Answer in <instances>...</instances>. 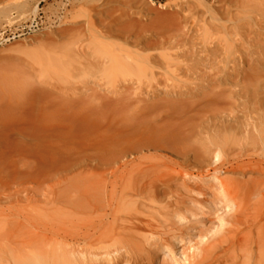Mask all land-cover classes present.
Listing matches in <instances>:
<instances>
[{
  "label": "rangeland",
  "instance_id": "374dc122",
  "mask_svg": "<svg viewBox=\"0 0 264 264\" xmlns=\"http://www.w3.org/2000/svg\"><path fill=\"white\" fill-rule=\"evenodd\" d=\"M263 5L264 0H0V108L10 106L26 110L35 109L37 112H43L45 116H53L60 107L62 111L69 109L79 98L82 101L81 105L82 103L83 107L86 105L85 112L89 108L99 111L104 109L105 103L110 101V98L112 102L116 101L113 104L127 105L125 111L129 117L143 115L145 120L140 125L139 133L132 140L145 136L150 139L152 146L148 147L144 145L145 143H141L140 149L131 154L128 152L127 156L124 155V146L128 141L124 140L111 144V148L108 147L111 152L104 150L106 152L104 156L107 158L120 154L114 159L115 161L102 164L95 161L90 156L102 151L104 145L108 146L114 134L124 135L129 132L127 129L125 131L124 127L117 130L110 128L109 122H106L104 117L100 118L96 124H89L90 127L83 131L84 136L91 135L88 140L90 144L74 145L75 152L77 151V154L74 152L76 154L74 158L80 157L81 154V164L78 170L63 178L67 180L66 186L79 189L93 183L103 189L106 185L103 180L106 178L107 181L109 180L107 184L110 186L109 191H113L114 188V194H119L110 197L111 208L108 206L100 210L95 214V218L93 217L95 220L102 218L109 225L114 220L113 214H110L114 209L111 213H115L117 219L113 222L119 230L130 231L134 225L149 221L157 228L155 229L157 234L164 235L166 232L176 230L180 224L183 225V222L186 224L190 217L185 218L188 219L187 221L175 215L169 214V217L162 208L165 203H152L145 194L140 193V189L145 186L148 177L165 172H180L185 181L182 182L185 186L188 185L186 186L188 188H184V184L180 182L183 184L180 186H183L182 188L187 192L186 190L183 192L179 186V199L195 213L191 216L192 222L187 225L191 227L197 223L196 226L194 224L196 230H207L219 224L217 220H220L218 215L221 214V211H216L211 203L218 193L213 179L215 176L213 178L212 176H222L231 181L236 179L246 181L248 177L233 172L228 175L226 170L250 164L249 156L230 155L223 148L222 153L221 150H217L212 153L213 156L210 155L212 157L204 168L190 165L189 160L193 148L198 144L202 146L204 140L207 143L210 135L216 132L223 135L232 134L237 139L244 138V134L246 136L245 129L248 126L245 124L251 119L252 114L255 115L254 110L260 106L259 98H264V78H262L264 62L255 60L257 54L245 52V49L249 51H253L250 48L255 49L248 40V35L240 39L241 36L236 34L232 36L231 33L244 26L246 30L250 27L253 30L257 29L256 31L263 33L257 35L263 36L264 28L259 24L263 19L260 15L261 10H264ZM252 15H254L253 19H251ZM182 32H185L183 36L186 40V42L182 41V46L180 45L182 48L170 47L178 37L183 38L178 36ZM237 39H240V43L244 45H241ZM216 42H219V45ZM220 43L223 46L216 47L221 46ZM231 46L234 47L233 50L230 49ZM180 49L188 52L189 55L185 56L188 60L184 57L180 60L171 59L174 64L186 67L184 68L186 70L187 66L191 68L186 74L184 69L177 70V66L170 65L171 67L166 68L169 53H176ZM105 52L114 56L112 59H107L109 65L104 61ZM246 54L252 55L251 59L246 57ZM156 58L159 61L154 60ZM128 61H134L135 64L133 67L129 66L127 70L122 69L123 64L126 66L125 63ZM133 68L137 69L134 73ZM192 87L196 89L193 90ZM177 89H182L183 92L179 93ZM187 92L190 95H187ZM90 101L95 103L94 108L89 106ZM84 102H88V108ZM160 105L162 107H159ZM123 114L127 117L125 112ZM236 116L239 119L232 121L231 119ZM226 120L233 122L229 131H232L231 133L222 132L227 124ZM54 133L56 132L51 136L52 142L56 139ZM169 137L171 139L174 137L178 142L169 143L167 141ZM188 141L190 144L186 143ZM191 143L196 145L192 144V146ZM257 157H254L255 161L259 159ZM118 173L119 176H116ZM93 175L95 178L92 177ZM117 177L123 179L122 182ZM57 181L53 179L40 189L47 191L55 186ZM20 187L22 186H5L12 191ZM189 189L193 191L190 192ZM200 192L205 195L199 194ZM262 194L263 191L258 187L250 193V200L256 209L254 208L255 211L251 209L247 218L255 222L254 235L264 238L262 227L264 201L257 202ZM1 196L4 194L2 193ZM204 198L208 201H203ZM197 203H200V206ZM49 206L43 202L25 199L22 201L4 199L0 203V264H43L38 263L42 258L44 264H56V262L74 264L77 259L81 261L82 258L76 256H81L79 248L83 245L76 246L79 244L69 242L71 246L68 244L66 246L64 244L66 242L61 243L62 238L57 232L64 222H72L78 227L85 228L89 224L88 218L73 215L71 210L59 206L57 208ZM18 207H25L36 213L37 218H40L37 221L39 226L34 224L35 221L31 224L36 228L38 226L40 231L26 221ZM41 207H45L50 216L46 217L44 213L35 210ZM109 214L112 215L111 218ZM162 218L164 220L168 218V223ZM40 222L43 227L45 226L44 228L50 227L46 228L50 232H46L44 228L43 231ZM165 223L167 225L163 226ZM55 224L58 226L56 227ZM168 225L172 226V229ZM58 233L62 234L60 230ZM27 245H31L30 249ZM64 247L68 251L65 252ZM71 247L75 250H70ZM75 247H78V250ZM64 252L66 254L68 252L71 256L70 259L66 257L69 260L62 259Z\"/></svg>",
  "mask_w": 264,
  "mask_h": 264
},
{
  "label": "bare ground",
  "instance_id": "6f19581e",
  "mask_svg": "<svg viewBox=\"0 0 264 264\" xmlns=\"http://www.w3.org/2000/svg\"><path fill=\"white\" fill-rule=\"evenodd\" d=\"M244 15H247V14H244ZM260 15L262 16L263 19H261L260 21L259 20L257 21H259L260 27L264 28L263 26L264 10L263 9L261 10ZM253 16L254 15H252L251 19H253ZM245 25L247 26V24ZM256 30L255 29L253 30L251 27L246 30L244 26H240L239 29L235 30V33H231V34L232 36L233 34H236V36H241L240 39L245 37V35H248L249 37L248 40L250 41L253 47L255 46V49L250 48V50H253V51H249L245 49V52H248V53L251 52L252 55L254 53H255L254 55L257 54L258 57L256 56L255 60H257V62L258 61L264 62V39H263L264 35L260 36L263 38H260L257 35L259 32ZM181 34H179L178 36L181 37L185 35V32H182ZM252 34H255L256 36L252 37L251 36ZM259 34L262 35L263 33L262 34L259 33ZM231 39H233V37ZM240 39H237L239 43H240ZM183 40H184V36L183 38L178 37L175 40V43L174 41L172 42L174 43L173 45L170 42L171 43L170 47L180 48L182 46L181 44ZM184 41L186 42V40ZM216 43L217 45H219L218 44L219 42H216ZM183 45H185V43ZM241 45H244V44H241ZM222 46L223 45L221 44V46H216V47H222ZM237 47H236V50H238ZM233 48H234L233 46L230 47L231 50H233ZM184 50L181 51L180 49V51L176 53H173V54L169 53L167 57L168 58L167 63L169 65L166 64L167 65L166 68L171 67V66L172 67L177 66L178 67L177 70L179 71L186 68L182 65L180 67V64L178 66L177 64H174L172 62V59L180 60L181 57L186 58L185 56L189 54L188 52H185ZM103 54H104L103 57H104L105 64L109 65L110 62L107 59H112L114 58V56L109 52H105ZM252 55L247 56L246 54V57H250ZM154 60H158V59L156 58ZM202 62L204 61L202 60ZM125 64L126 66L123 64L122 69L127 70L129 66L133 67L135 63L134 61H128ZM132 67L130 68L132 69ZM135 69L133 68L132 70L133 73ZM190 69L191 68H188L187 66V70L189 71ZM184 70L186 74L187 70L186 69ZM84 87L83 89H86ZM176 88L178 87L176 86ZM188 88L190 89V86ZM193 88L194 87H192L191 89ZM194 89H196V87ZM173 90L176 91L175 89ZM178 91L179 93L180 91L183 92L182 89ZM205 92H207V90ZM169 93L171 94L170 91ZM88 94L89 93H87V96ZM175 94L176 93H174L173 95ZM71 95H72V92H71ZM187 95H190V93H188ZM72 96L74 97V95ZM96 97H98L97 94H96ZM80 99L81 98L77 99L72 107H69V109H66L64 111H62L61 107L59 106L60 110L55 111L56 113L53 116H50V115L45 116L43 112L41 111L37 112L35 109L26 110V109H18V107L13 108L10 106L0 108V178L5 179V181H3L2 179L0 181V203L4 199L5 200L6 199L16 200V201H22L24 199L28 201H39V202H43L46 205H50L49 206L50 208H57L59 206L60 208L71 210V213L73 215L75 214L77 216H84L85 219L88 218L89 224H87L85 228L82 226L78 227L72 222H64V225H61L62 227H59L60 228L59 230L62 232V234L58 233L59 230L57 232V234L62 238V241H61L62 244L66 242L64 244L67 246V244L69 245L71 242H74L75 245L76 243L79 244L76 246L83 245L82 248H79V252L81 253V256H78V255L76 256L77 258L78 257L82 258L81 261H79L80 259H77L79 262L77 260H76L77 262L75 261L77 264L78 263L81 264V262L82 264H264V250H262V247L264 246V238L256 237L254 235L253 232L255 230V227H254L255 222L253 223L247 218V214L250 212V210L251 209L254 210V208L256 209V207H254L255 206L254 203L250 200L251 199L250 193L256 187H258L260 191H263L261 199L257 200V202L260 203L264 201V98L263 97L259 98L260 106L258 107V109L254 110L255 115L254 114H252L253 116L249 115L251 116L250 118L252 120L249 119L248 123L245 124L248 126V128L245 129L246 136L244 134V138L237 139L234 135L232 136V134L223 135V133L216 132L213 135H210L211 137L208 138L209 141L207 143H205V140H204V144L201 142L202 146L199 145L198 143H197L198 145H196L195 143H191V145L195 144L196 146L192 150V156L190 157L191 159L189 160V162H190V165H195L198 168H204L205 166H207L208 165L207 163L209 162V158L213 156L212 153H215L217 150H221L223 148L230 155L234 154L235 156H238V155L249 156L250 164H245L244 166H241L240 168L233 167L232 169L226 170V173L228 175L229 173L233 172V173H238L239 175L243 177H248L247 180L245 178L246 181L239 180V179L231 181L230 179L224 178L222 176H216V175L212 176V178L215 176L213 179L216 183L215 185L217 188L216 192L218 193L214 196V199L211 200L212 201L211 203L215 207L216 211L218 212L221 211V214L218 215L220 220H217L219 221V224H217V226L215 224L213 227H210L207 230H196L195 226L197 223H194L195 226L193 224L194 227L193 226L189 227V225H187L189 222H192L191 216L194 215L195 213L192 209L188 208V206L185 205V202L179 199V196H180L179 186L183 185L184 184L183 182H185L184 177L180 174V172L178 173L165 172L161 175H157L154 177H148V179L145 181L146 182L145 186L140 189V193L145 194V196H147L148 199L152 203H157V204L165 203L163 207L161 206L164 209L163 211L166 212L168 215L170 214V215L178 216V218L179 219L181 218V220L183 219L186 220L185 218L190 217L189 220L187 219L188 221L186 220L187 221L186 224H184L183 222V225L181 224L180 226L178 225L179 227H177L176 230L166 232L164 235L157 234V231L155 230L157 228H155L152 225V223H150L149 221H143L141 225L140 224L134 225L130 231L119 230L113 222L114 220L117 219V215L115 213H111L112 211H114V209L110 212V214H113L114 220L109 225L102 218L99 220L97 219L95 220L94 218H95L96 213H98L102 209H105L108 206L111 208L110 197L114 194L113 191L115 189L113 188V191H109L108 187L110 186H107L109 180L107 181L106 178L103 180L104 183L106 182V185L104 186L103 189L96 187L93 183L90 184V186H85L86 188L82 187L79 189H76V188L73 189L72 187L68 185L66 186L67 180H64L63 178L69 175L70 173L74 172L75 170H78L81 164V154H79L80 157L74 158V155L77 154V151L75 152L76 148H74V145L76 143L90 144V142L88 143V140H90L89 137H91V135L84 136L83 131L87 127H90L88 126L89 124L91 125L93 123L96 124L98 119L100 118L104 117L106 122H109L110 128H114L117 130L118 128L123 129L124 127L125 131L127 129V131L129 132H126V134L124 135L114 134V136L112 137V142L109 143L108 146L107 144L104 145L105 147L102 149V151L100 150L98 154L93 153L90 156V157H93L95 161L101 164L111 163L115 161L114 159H116V157H118L120 154L119 155L117 154L118 156L117 155L112 156L114 158H112L111 156L107 158L104 156V154H106L104 150L107 149L109 152L110 151L109 149L111 148L110 146L111 144L113 145L114 143H119L124 140L128 141L127 145L124 146V155L127 154L128 152L131 154V152L140 149L142 146H140L139 144L141 143L143 144L145 143L144 145L148 147L152 146L150 145V142H149L150 139H147L145 136H141L139 139L132 140L134 139V136L139 133L140 125L142 124V122L145 121L143 115L129 117L128 116L129 114H126L127 111H125V109H127L128 106L126 105L127 106L126 107L125 105H122V103L120 105L113 104V102H116V101L113 100L112 102L111 98H110V101H107L106 103L104 101L105 103L104 109L101 108L102 110L99 111V110H93V109L91 110L89 108V110H86L87 112H85L84 107L86 105L83 107L82 106L83 103L81 105L82 101ZM93 105H95V103L93 101H90L89 106H91L92 108ZM89 106L87 104L86 108H88ZM159 107H162V105H160ZM83 112H85L86 114L85 113L83 114ZM124 112L127 115V117L123 114ZM238 119H239L238 116H236V118H233L231 120L237 121ZM232 121L226 120L227 124H225L222 132L224 131L229 132L231 130L230 127L232 126V123H233ZM109 127L107 128L109 129ZM53 132H56L54 134L56 136V139H58L56 141L55 136L53 135V138L55 139L54 142H52L53 139H51ZM226 132L224 134H226ZM202 136H204V134ZM167 141L169 143L178 142V140L175 139L174 137L172 139L170 137L167 138ZM186 143L190 144L189 141ZM108 147L110 148L108 149ZM186 148L187 147H185V149ZM222 151L224 150H221V153ZM211 154L212 156H210ZM255 156L259 157V159L258 160L256 159V161L254 159ZM253 161L255 162L252 163ZM232 162H229V163H232ZM120 171L121 170H119V172ZM116 176H119V173ZM92 177L95 178L94 175ZM117 178H115V180ZM53 179L58 180L55 186H52L51 189L47 191H43L44 189L43 190L40 189L41 187L43 188L45 184H48ZM118 179L120 180V178ZM122 180H120V182H122ZM118 182L119 181L117 180L116 183ZM180 182H182L183 184ZM28 184L30 186H27ZM12 185L14 186L17 185V186H22V187L16 189L15 191H12L11 188H5V186L11 187ZM116 185H114L115 188L117 187ZM183 186H185V184ZM183 186H180V187L184 192V190H186L184 188H188L186 187L188 185L182 188ZM2 189H6V190L3 191ZM189 191L191 192L193 190L189 189ZM2 193L4 194V196H1ZM117 194L119 193H116V195L115 194L114 195L117 196ZM199 194L205 195V193L203 192H200ZM203 201H208V200L204 198ZM257 202L255 203L257 204ZM197 205L200 206V203L199 204L197 203ZM112 206H113L112 208H114L113 204ZM16 209L17 208H15V210ZM19 209H20V212L22 213V216H24L27 219L26 221L30 222L29 223L30 225H32L31 222H34V221L36 222L34 224L38 225L37 221H39L38 219L40 218H37V215H35L36 214L35 212L27 210L25 207L19 208ZM35 210H37L38 213L39 212H41L42 214L44 213V216L46 217L50 216V214L48 213L45 207L37 208ZM15 216L19 217L18 215H15ZM111 216L112 215H110V218ZM12 217H14V215ZM53 218L55 219V217ZM20 219L22 218L20 217ZM261 219L260 221H263ZM162 220H164V218H162ZM48 221L52 222L50 220ZM157 221H160V220H157ZM164 221H167L166 223H168L169 220L168 218H166ZM41 222H45V221H41ZM41 222L39 224H41L40 225L42 227L41 229H43L45 226L43 227ZM10 223H13V222H10ZM166 223L163 226L167 225ZM56 224L55 226L57 227L58 225ZM48 225H50V223ZM51 225H54V224H51ZM34 226L33 228L35 229L38 228L37 230L40 231L38 227L39 225L37 226V228ZM168 226L167 228L172 227V226H169V227ZM262 227L264 228V226ZM46 228H44L46 232L47 231L50 232V230H47ZM44 229L43 231H45ZM52 231L51 233L56 232L55 230L53 232ZM52 235L54 236V233ZM61 243L60 245H62ZM60 245H58L59 248H60ZM28 247L30 249L31 245H29ZM64 249H65V252L68 251L66 247H64ZM70 250L73 251L75 249L71 247ZM58 251L61 252L60 249H58ZM65 252H64V256L63 257L61 256L62 259L63 258L66 259V257H69L70 259L71 256L68 255V252L67 254ZM73 254H75V252H73ZM42 259H41V262H38V263L44 264V262H42ZM69 259H66V260H69ZM64 263L67 264L66 262ZM45 264H48V263H45Z\"/></svg>",
  "mask_w": 264,
  "mask_h": 264
}]
</instances>
